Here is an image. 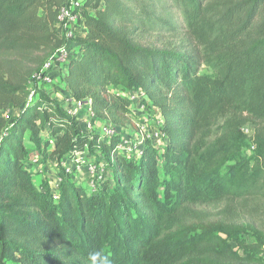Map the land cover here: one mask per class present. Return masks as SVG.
<instances>
[{"label": "trees", "instance_id": "trees-1", "mask_svg": "<svg viewBox=\"0 0 264 264\" xmlns=\"http://www.w3.org/2000/svg\"><path fill=\"white\" fill-rule=\"evenodd\" d=\"M65 1L0 0V264H92L93 252L97 264H264V227L208 213L264 202V0L85 2L63 62L69 97L121 128L134 97L156 109L164 142L139 151L119 149L121 133L79 129L37 85L66 43ZM148 31L187 43H144ZM27 141L50 160L96 154L105 172L94 189L64 173L43 189Z\"/></svg>", "mask_w": 264, "mask_h": 264}, {"label": "rangeland", "instance_id": "rangeland-1", "mask_svg": "<svg viewBox=\"0 0 264 264\" xmlns=\"http://www.w3.org/2000/svg\"><path fill=\"white\" fill-rule=\"evenodd\" d=\"M139 39L148 44L156 45L158 47H175L181 49L187 43L186 34L183 31L180 32H160V31H148L141 33ZM73 44L72 41L68 43L69 51L67 53V58L73 56ZM205 73L211 74L210 70L204 68ZM51 79H43L42 86L43 90L50 95L53 99L60 103L61 107L67 111L68 107L74 108L69 97V93L65 88L64 80V69L63 62H54L52 68L50 69ZM36 82L33 80L31 89H34ZM39 87V86H38ZM132 108V124L121 128L117 127L110 122L98 119L93 121L88 118L85 110L80 111V118H75V123L79 129L89 131L90 133H99L101 135H106L108 132L121 133L124 137L123 142L120 144L122 151H139L145 141V133L154 132L158 123H160L161 115L154 109L149 107L146 102H143L140 97L133 98ZM19 113L18 110H11L10 112H3L6 116H16ZM71 116V115H70ZM74 117V116H71ZM249 133L251 129L248 127ZM155 144L160 146L163 144L164 140L154 139ZM28 150V163L31 170L34 173V182L37 186L41 188H48L52 191L57 189L61 181V173L70 176L71 180L80 183L87 189H90L92 185L97 184L98 181L104 174L105 162L100 156L91 153H84L83 155H78L74 159L59 161L57 159H47L40 153V151L29 141L26 142ZM250 149H245L242 155L249 154ZM168 179L163 173H161V180ZM261 207L258 210L253 211L250 209L241 208V205H235L234 209L227 214H223L220 208H211L208 213L211 218L216 219L221 216H225L228 221L236 223H252L258 227H264V202L260 204ZM242 239L247 242H253L254 238L251 233L242 236ZM235 247L236 244L232 243ZM264 261V259H263Z\"/></svg>", "mask_w": 264, "mask_h": 264}, {"label": "built area", "instance_id": "built-area-1", "mask_svg": "<svg viewBox=\"0 0 264 264\" xmlns=\"http://www.w3.org/2000/svg\"><path fill=\"white\" fill-rule=\"evenodd\" d=\"M87 0H66L65 4L60 10V13L57 17V24L66 40L65 45L57 50L51 57L50 59L45 63L44 67L42 70L36 75L37 79V85L39 86L40 89L47 88L45 86H42V80L43 79H51L50 77V69L52 68L54 62L61 61L64 62L67 59V53L70 50L68 47V43L72 41L74 38L75 32L79 27V19L81 18L82 12H83V7L84 4ZM72 105L74 108H71L70 106L67 109V113L71 116H74L76 119H79L80 116V111L85 110V113H87L88 118L92 119L93 121L97 120V117L95 116L94 112L92 111L91 108V102L90 101H78L74 102L72 101ZM161 122V121H160ZM155 131L152 133H145V136L147 139H165V136L162 135L157 128L154 129ZM247 133H249L248 129L246 130ZM113 134V132H108L106 133L107 139L110 138V136ZM250 134V133H249ZM119 149H121L119 147ZM97 184H93L90 189L96 188ZM59 186V185H58ZM55 199H58V195L55 194Z\"/></svg>", "mask_w": 264, "mask_h": 264}, {"label": "clouds", "instance_id": "clouds-1", "mask_svg": "<svg viewBox=\"0 0 264 264\" xmlns=\"http://www.w3.org/2000/svg\"><path fill=\"white\" fill-rule=\"evenodd\" d=\"M101 256V253L99 252H93L90 254V261L92 262V264H97V257ZM102 264H110V261L108 260L107 257H103V261Z\"/></svg>", "mask_w": 264, "mask_h": 264}, {"label": "crops", "instance_id": "crops-1", "mask_svg": "<svg viewBox=\"0 0 264 264\" xmlns=\"http://www.w3.org/2000/svg\"><path fill=\"white\" fill-rule=\"evenodd\" d=\"M72 49H73V51H74V52L72 53V54H73V56H74V55H76V54H77V51H78V45H77V44H75V45L73 46V48H72ZM65 76H66V71L64 70V78H65ZM64 82H65V81H64ZM65 88L67 89V87H66V84H65ZM67 91H68V89H67ZM68 93H69V91H68ZM81 155H83V154H81ZM56 190H57V189H55V191H56Z\"/></svg>", "mask_w": 264, "mask_h": 264}]
</instances>
